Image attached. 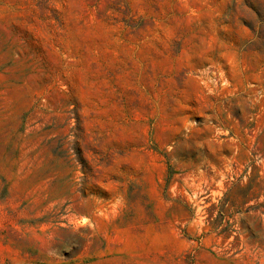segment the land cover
Segmentation results:
<instances>
[{
    "label": "rangeland",
    "instance_id": "obj_1",
    "mask_svg": "<svg viewBox=\"0 0 264 264\" xmlns=\"http://www.w3.org/2000/svg\"><path fill=\"white\" fill-rule=\"evenodd\" d=\"M242 250L264 264V0H0V264Z\"/></svg>",
    "mask_w": 264,
    "mask_h": 264
},
{
    "label": "crops",
    "instance_id": "obj_2",
    "mask_svg": "<svg viewBox=\"0 0 264 264\" xmlns=\"http://www.w3.org/2000/svg\"><path fill=\"white\" fill-rule=\"evenodd\" d=\"M126 246L131 247H137L140 245V242H136L134 237H127V240L125 241ZM151 245L153 243H150ZM251 252L248 251H236V252H227L224 253L221 256H218L217 258L213 257L211 258L212 264H254L256 256H252ZM257 260L262 261V257L258 256Z\"/></svg>",
    "mask_w": 264,
    "mask_h": 264
}]
</instances>
